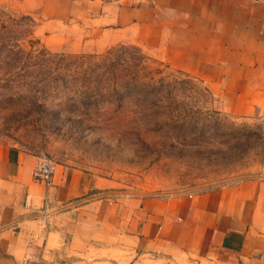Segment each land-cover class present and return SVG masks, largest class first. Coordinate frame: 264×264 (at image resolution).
<instances>
[{"label":"crops","instance_id":"crops-1","mask_svg":"<svg viewBox=\"0 0 264 264\" xmlns=\"http://www.w3.org/2000/svg\"><path fill=\"white\" fill-rule=\"evenodd\" d=\"M47 48L133 44L197 76L238 114L264 109V0H0ZM59 41V43H55ZM87 49V50H86ZM35 152L0 140V264H264V180L196 193L127 195L56 163L57 210L39 220ZM118 261V262H115ZM32 262V263H31Z\"/></svg>","mask_w":264,"mask_h":264},{"label":"rangeland","instance_id":"rangeland-1","mask_svg":"<svg viewBox=\"0 0 264 264\" xmlns=\"http://www.w3.org/2000/svg\"><path fill=\"white\" fill-rule=\"evenodd\" d=\"M34 30L32 17L0 6L1 141L127 195L264 180V109L238 114L203 79L133 44L71 53Z\"/></svg>","mask_w":264,"mask_h":264},{"label":"built area","instance_id":"built-area-1","mask_svg":"<svg viewBox=\"0 0 264 264\" xmlns=\"http://www.w3.org/2000/svg\"><path fill=\"white\" fill-rule=\"evenodd\" d=\"M37 166L35 169L34 177L37 182L45 185L46 193L43 197L41 205H32L28 202L25 203V207L30 208L32 213L39 220L47 221L51 212L57 210L50 190L53 187V178L56 172V163L52 158L43 153H37ZM32 263V262H31Z\"/></svg>","mask_w":264,"mask_h":264}]
</instances>
